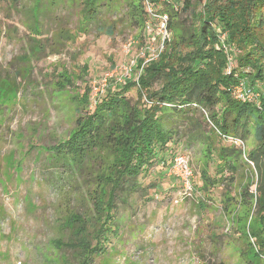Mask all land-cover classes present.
I'll return each instance as SVG.
<instances>
[{"label":"rangeland","instance_id":"1","mask_svg":"<svg viewBox=\"0 0 264 264\" xmlns=\"http://www.w3.org/2000/svg\"><path fill=\"white\" fill-rule=\"evenodd\" d=\"M205 1H196L191 13L182 10L183 0H173L178 11L173 24H197ZM125 2L120 0L116 11L102 12L85 24L79 4L44 0L42 29L33 33L36 1L0 0V264L86 263L87 242L105 244L103 253H92L90 264H249L255 260L246 236L238 232L255 224L253 207L246 209L241 197L245 186L255 191L257 181L256 166L248 159L257 145L253 124L244 146H238L240 154L227 158L235 160L236 167L211 185L210 181L203 184L202 173L217 178L222 148L233 144L226 133L197 117L169 115L173 138L172 147L162 149L165 161L170 160V149L187 156L194 172L192 190H185L156 158L139 176L137 188L120 194L125 201L117 200L116 227L105 231L109 239H97L95 231L82 234L74 223L76 216L87 221L93 214L88 198L91 186L79 183L70 169L61 167L56 147L77 130L80 114L94 110L98 96L136 81L141 73L138 63L145 64L163 50L160 20L149 18L144 29L137 28ZM175 37L171 31L172 42ZM132 61L130 74L118 69L95 96L94 86L106 74ZM228 67L227 61L226 73ZM121 76L125 77L120 80ZM256 86L262 96L263 84ZM159 87L157 83L153 88ZM128 96L136 100L137 89L132 88ZM252 103L258 105L259 100Z\"/></svg>","mask_w":264,"mask_h":264},{"label":"trees","instance_id":"2","mask_svg":"<svg viewBox=\"0 0 264 264\" xmlns=\"http://www.w3.org/2000/svg\"><path fill=\"white\" fill-rule=\"evenodd\" d=\"M35 1L31 14L33 33L42 29L40 21L46 12H41L44 0ZM125 1L137 28H145L150 18L147 6L151 4L172 18L169 29L176 37L173 42L166 40L156 59L138 63L141 73L136 81L121 83L116 90L98 96L94 110L80 114L77 130L56 147L55 158L61 167L70 169L79 183L91 186L88 198L93 214L87 221L76 216L74 223L82 234L95 231L97 239L108 238L106 233L116 227L113 211L117 200L125 201L120 194L137 188L139 176L154 159L161 160L166 168L172 163L177 151L170 149L166 163L162 150L172 147L169 115L190 120L197 117V121L208 122L219 131L244 140L251 134L253 124L257 145L248 159L256 166L257 181L255 191L245 186L241 197L246 209L253 207L255 224L249 230L242 226L238 232L246 236L255 255L249 264H264V93L255 105L235 99L230 91L240 78L247 79L256 90L257 83L264 86V0H207L203 12H199V22L193 26L173 24L178 15L173 0ZM196 1L204 2L183 0L182 10L193 13ZM71 2L80 5V17L86 24L104 12L116 11L120 0ZM97 25L103 29L100 22ZM107 29L113 32L110 26ZM223 33L227 34L238 64L230 73H226L228 57L220 38ZM157 83L161 87L155 90ZM132 88L137 89L136 100L128 96ZM236 152L240 154L236 145L224 146L223 160L217 163L220 175L212 178L203 172V184L210 181L215 185L225 178V172L236 167L235 160L230 162L227 158ZM85 249L86 263L80 264H90L92 253H103L105 244L87 242Z\"/></svg>","mask_w":264,"mask_h":264},{"label":"built area","instance_id":"3","mask_svg":"<svg viewBox=\"0 0 264 264\" xmlns=\"http://www.w3.org/2000/svg\"><path fill=\"white\" fill-rule=\"evenodd\" d=\"M148 12L151 19H159L160 20V27L159 29L164 34V43L161 46V48L164 49L166 40H170V29H169V15L165 12L157 11L156 7L152 6L151 4H148L147 6ZM148 21L146 22V25H148ZM145 25V26H146ZM222 46L224 50L227 53L228 57V73H230L234 68V55H233V48L230 43L227 41V34L223 33L220 35ZM131 42L126 45V51L130 52ZM162 51V50H161ZM160 51V52H161ZM159 52V53H160ZM158 53V55H159ZM157 55V57H158ZM157 57H151L148 61L152 59H156ZM134 62L126 64L124 66H121L119 68H115L111 73L106 74V76L101 80L100 84L98 86H94L95 90V96H98V93L103 92L105 87L107 86L108 79L113 75L116 74L118 69H121L124 74H130L133 70ZM122 74V75H124ZM125 76H121L120 80L123 79ZM232 96L235 99L241 100L243 102H251V101H258L261 97V93L256 90L255 87L251 86V84L248 82L245 78H240L238 81L231 87L230 89ZM228 139V141L232 142L237 147H243L244 141L241 138L230 136V135H224ZM254 165L252 161H250ZM169 174L173 175L176 179H179L182 183V185L185 187V190L190 191L192 190V178L194 177V172L192 166L189 164V159L187 156H185L182 152L177 151L172 158V163L169 166Z\"/></svg>","mask_w":264,"mask_h":264}]
</instances>
